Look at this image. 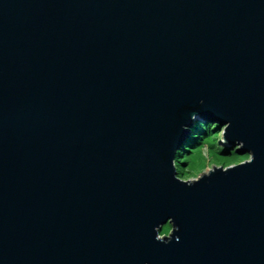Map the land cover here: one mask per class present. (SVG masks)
Segmentation results:
<instances>
[{
  "label": "water",
  "instance_id": "95a60500",
  "mask_svg": "<svg viewBox=\"0 0 264 264\" xmlns=\"http://www.w3.org/2000/svg\"><path fill=\"white\" fill-rule=\"evenodd\" d=\"M201 121L254 163L177 182ZM0 264H264V0H0Z\"/></svg>",
  "mask_w": 264,
  "mask_h": 264
},
{
  "label": "clouds",
  "instance_id": "9594fccd",
  "mask_svg": "<svg viewBox=\"0 0 264 264\" xmlns=\"http://www.w3.org/2000/svg\"><path fill=\"white\" fill-rule=\"evenodd\" d=\"M204 101L201 100L200 104ZM192 119L195 121L196 116ZM231 121L222 125L219 121L200 122L201 132L192 133L194 143H185L174 148L171 167L174 170V179L191 187L205 178H210L216 172L228 173L238 167L252 164L255 155L252 151H241L245 147L242 140H236L234 147L228 149L225 154V147L228 145L227 132ZM184 131H189L188 125H182ZM218 129V130H217ZM155 241L161 244L172 242L174 234L179 231L173 217H168L166 221L154 228ZM179 236H175L179 242Z\"/></svg>",
  "mask_w": 264,
  "mask_h": 264
},
{
  "label": "rangeland",
  "instance_id": "374dc122",
  "mask_svg": "<svg viewBox=\"0 0 264 264\" xmlns=\"http://www.w3.org/2000/svg\"><path fill=\"white\" fill-rule=\"evenodd\" d=\"M218 130V129H217ZM227 153V146L225 147V154Z\"/></svg>",
  "mask_w": 264,
  "mask_h": 264
}]
</instances>
